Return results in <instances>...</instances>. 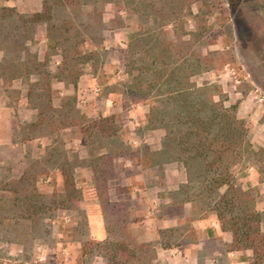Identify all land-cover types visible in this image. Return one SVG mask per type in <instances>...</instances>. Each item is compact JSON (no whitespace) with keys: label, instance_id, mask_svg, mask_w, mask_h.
Wrapping results in <instances>:
<instances>
[{"label":"rangeland","instance_id":"rangeland-1","mask_svg":"<svg viewBox=\"0 0 264 264\" xmlns=\"http://www.w3.org/2000/svg\"><path fill=\"white\" fill-rule=\"evenodd\" d=\"M2 1L0 0V8H4ZM122 8L120 0H89L87 5L55 11L56 25L63 19H68L84 34L85 42L79 46V51L87 61L81 67V74L94 78L92 84L99 91L96 97L104 99L111 94L110 106L116 104L121 111L112 110L111 113L103 114V117L97 111L82 108L81 102L84 99L80 100V108H77L76 95L69 96L75 97L76 110L88 120L113 117L109 124L113 126L115 133L106 138L98 135L94 129L91 135L81 136L79 130L73 128L71 132L63 135L58 132L56 136H45L52 137L51 140L56 143L53 152L37 151V127L32 128L31 124L19 126V138L24 142L29 138L32 140L25 146L24 167L20 179L9 182L0 180V264H93L96 258L101 257L83 255L82 247L87 242H99L89 237L87 227L88 212H93L96 204L100 206L105 222V241L115 243L121 240L123 233L115 223L122 213L117 209L101 207V199H98L97 194L95 200L89 188L84 187L88 182L94 189L93 168L96 164L91 162L107 153L113 156L112 164L118 158L128 161L121 160L119 163L121 174H132V178H138L137 182L133 181L131 189L137 190L135 192L140 195L145 209L144 215L137 219H145L151 213L153 216L159 215L156 212L157 207H154L157 200L153 199L150 190L155 188V184L144 186L140 174H170L166 181V190L169 193L166 191L168 195L164 200L184 202L183 196L175 190L177 185L180 187L186 183L185 171L176 160L175 144L165 137L163 130L150 127L147 102L133 103L123 95L131 76L125 66L127 36L115 17L124 16ZM191 12L192 16L164 28L167 37L175 40L177 33L186 34L182 37L185 40L195 32L202 34V39L198 40L197 36L194 38V56L199 54L205 57L209 70L194 76L192 82L197 85H217L220 96H216L215 100L222 98L226 106L236 105L238 109L239 104L246 103L249 118L243 121L248 130V140L254 151L264 150V0H199L191 7ZM13 20L14 18L6 21L1 30L13 32L6 27L7 22ZM44 28V25L35 28L36 36L32 44L28 45L29 52L40 62L44 60L37 31L41 33ZM12 41L6 45L11 46ZM53 62L54 58L51 57L45 62V69L51 74L54 73L51 70ZM30 79L32 81L26 80L23 83L26 92L28 85L36 82L37 77L31 76ZM10 85L8 82L3 83L5 92H14L9 91ZM87 91H93V88L87 87ZM9 98L11 105L16 106L18 95L10 93ZM58 98L53 93L52 105L60 104ZM89 102L93 104L95 98L92 97ZM129 111L133 113L127 114ZM65 138L80 139L83 148L66 155L59 146ZM144 139H150L153 145L145 144ZM65 164L72 169L77 192L76 200L72 202L66 201V193L63 192V174L55 172L56 169L61 170ZM82 166L88 167L92 174H73L75 168ZM231 174L234 185L250 191L254 197L255 210L261 215V231L264 232V186L259 182L253 159L246 156L231 170ZM114 179L115 174L106 186L107 201L110 200L108 191L113 189L110 186ZM129 189L116 187L115 193L123 197L117 202H109L122 205L120 209L124 210L126 233L131 236L127 229L131 204L125 195ZM37 195L57 204L48 206L45 213L38 214ZM66 206L69 208L66 209ZM210 213L200 211L193 204L187 211L176 207L162 212L167 216L179 217L186 231H190L193 221L205 218ZM163 234L167 241L179 238V233L163 231ZM185 240L192 241L193 233L188 232Z\"/></svg>","mask_w":264,"mask_h":264},{"label":"trees","instance_id":"trees-1","mask_svg":"<svg viewBox=\"0 0 264 264\" xmlns=\"http://www.w3.org/2000/svg\"><path fill=\"white\" fill-rule=\"evenodd\" d=\"M88 1L43 0L41 12L31 15H19L14 8H0V50L5 54L0 63V77L8 83L37 77L27 89L28 103L37 112V121L31 125L32 128L37 127V136H51L67 128H77L81 136L91 135L94 129L106 138L115 133L109 124L113 117L86 119L76 110L75 97L63 98L59 107L52 105L51 81L63 82L76 90L82 75L81 67L87 61L79 51V46L85 42L83 32L78 31L68 19L56 25L55 11L71 10L87 5ZM120 2L124 16L115 17L127 36L125 66L131 76L123 95L133 103L147 102L148 124L152 129L163 130L165 137L175 144L176 160L186 174V183L178 189L184 202L216 216L220 229L232 236L230 251H250V264H263L261 215L255 210L251 192L234 185L231 170L250 156L259 182L264 186V150H253L245 122L237 117V106H226L222 98L215 100L220 96L217 85L192 82L194 76L209 70L205 57L194 56V38L202 39V34L195 32L183 40L186 34L177 33L173 40L164 31L166 26L192 16L191 7L199 0ZM12 18L14 20L7 22L6 27L13 32L2 31L4 23ZM39 25L45 26L47 41L43 62H38L28 50ZM10 40H13L12 45L8 47L6 43ZM51 56L60 59L53 74L45 69V62ZM112 158L107 153L91 162L96 164L93 182L101 207L122 213L115 225L123 236L115 243L87 242L82 247L83 255L99 256L105 264H153L155 246L139 244L129 236L124 210L120 209L122 205L112 204L106 199L107 183L114 177ZM61 172L66 201H75L77 192L72 169L65 164ZM54 204L57 202L37 195L38 214L45 213L47 207ZM169 246L161 243L162 249Z\"/></svg>","mask_w":264,"mask_h":264},{"label":"crops","instance_id":"crops-1","mask_svg":"<svg viewBox=\"0 0 264 264\" xmlns=\"http://www.w3.org/2000/svg\"><path fill=\"white\" fill-rule=\"evenodd\" d=\"M43 0H3L2 5L4 8H14L19 15H31L40 13L42 10ZM39 25L37 28H39ZM45 27V26H44ZM40 30V29H39ZM37 31V40L42 49V58L47 51V41L45 39L44 31ZM43 32V33H42ZM36 36V35H35ZM122 46V45H121ZM4 52L0 50V63L4 57ZM54 58L53 71L59 64V57L51 56ZM38 61V60H37ZM40 62V61H38ZM25 79H16L11 81L10 90L14 92H5L3 89V83L5 82L0 78V180L3 182H9L13 180H19L23 172L24 167V154L25 146L30 144L29 138L27 142H24L19 138L18 130L19 126L32 125L37 120V112L31 108L27 100V92L24 90L23 83ZM29 81H32L31 79ZM93 77L81 75L79 78L76 91L72 86L66 85L63 82L51 81L52 92L57 95V100L60 101L65 97L71 95L77 97V108H80V100L83 107L87 111H93L97 114L101 113V116L110 111H121L119 106H110V97L104 99H98V88L93 86ZM87 87L93 88V91H87ZM16 93L18 95L17 105H11L9 94ZM95 98V102L92 104L89 102L91 98ZM60 104L53 107H59ZM248 106L246 103L239 104L237 109V116L239 119L247 120ZM129 111L127 114H132ZM73 128H67L61 130L59 133H69ZM57 134H54L56 136ZM155 133L153 132V137ZM52 137L37 136V151L47 152L54 151L56 143L52 140ZM143 142L147 145H153L150 139H144ZM63 148L66 155L73 150L82 149L80 139H63L59 144ZM157 146V145H156ZM121 160L128 162L125 159L118 158L113 160L112 171L115 174V179L111 181V188L108 191L110 202H117L122 199L123 195L115 193V188H130L127 192L128 199L131 204L130 208V220L127 224V229L131 236L140 244H153L155 246V260L153 264H250V251H230L229 247L232 243V236L230 233L223 232L220 229V225L216 216L210 213L207 217L197 219L191 223L190 231H186L181 224V219L178 217H171L162 214L170 208L181 207L184 211L190 210L192 204L187 202H176L164 200V197L168 195L169 191L166 190V181L169 179L170 174H140L141 179L144 182V186L155 184V188L151 189V195L153 199H156L154 207L157 216L147 215L145 219H137L139 216L144 215L145 205L142 202L140 195L136 194L135 188L132 190L131 186L133 181H138L137 177H131L132 174H121L119 163ZM56 174H62L60 169L55 170ZM73 174H92L91 170L86 167H77L74 169ZM127 176V177H126ZM83 177V176H82ZM84 184V183H83ZM180 184V183H179ZM85 188H89L90 194H93L95 200L96 192L93 189V185L88 182L84 185ZM91 188V190H90ZM177 185L175 190H178ZM154 190V191H152ZM168 193H167V192ZM5 193V192H2ZM125 199V198H124ZM258 209V208H257ZM88 233L92 239L102 242L107 239V231L105 228V222L101 212V208L98 204L94 205L93 212H88ZM163 231H170L171 234L179 233L178 239L173 238L169 241L163 238ZM188 232L193 233V240H185V236ZM169 242V243H168ZM173 242V244L171 243ZM161 243L170 245L167 249L161 248ZM93 264H105L101 258H96Z\"/></svg>","mask_w":264,"mask_h":264}]
</instances>
